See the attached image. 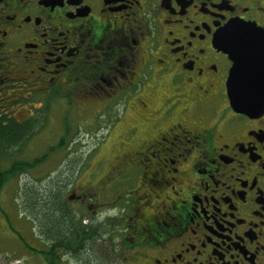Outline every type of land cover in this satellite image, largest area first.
I'll list each match as a JSON object with an SVG mask.
<instances>
[{"label": "flooded vegetation", "instance_id": "af4514ba", "mask_svg": "<svg viewBox=\"0 0 264 264\" xmlns=\"http://www.w3.org/2000/svg\"><path fill=\"white\" fill-rule=\"evenodd\" d=\"M233 21L264 38V0H0V118L26 130L5 155L53 112L57 144L75 117L100 140L47 182L89 251L33 217L37 264H264V112L233 109L216 43Z\"/></svg>", "mask_w": 264, "mask_h": 264}, {"label": "rangeland", "instance_id": "374dc122", "mask_svg": "<svg viewBox=\"0 0 264 264\" xmlns=\"http://www.w3.org/2000/svg\"><path fill=\"white\" fill-rule=\"evenodd\" d=\"M73 130L76 129L75 135L72 136L63 150L52 149L57 145L58 138L62 134V120L56 113L53 112L52 118L46 127L33 138L30 142L14 150L10 156L3 155L7 159H0V167L5 169L10 165L11 159L32 161L35 158H40L45 153L51 152L48 155L46 162L36 166L32 171L22 174L20 178L16 177L3 187L0 191V264H37L36 251L34 249H46L45 243L40 238H35L32 227L30 226L32 216H30L28 205H25V200L31 191H38L39 196H36L39 213H43V202L47 207L52 208L55 204L53 193L48 194V183L55 181L58 176V181L65 180L66 176H62L65 167L69 162L79 160L80 165L87 163L88 152L92 147L99 142V138L88 133L87 127L80 125V120L76 117L70 118L64 122ZM12 155L14 157H12ZM54 172V173H52ZM52 173V174H51ZM85 180L88 179V171ZM85 173L83 175H85ZM73 176V175H72ZM84 177V176H83ZM57 186H51L56 188ZM29 189V190H28ZM28 190V191H27ZM27 191V197L24 194ZM36 194V195H38ZM55 194V193H54ZM33 197V196H32ZM5 211L10 217L13 228H10L6 218L2 213ZM45 209L46 214H54L51 210ZM20 216H19V215ZM23 218H22V217ZM28 218V221H27ZM33 221V220H32ZM36 226H39V219L36 221ZM52 222V220H51ZM50 222V223H51ZM48 226V222L46 223ZM16 229V230H15ZM18 232V234H17ZM25 241V242H23ZM100 249L97 247V250ZM92 252H85L84 255H92ZM106 264V263H105Z\"/></svg>", "mask_w": 264, "mask_h": 264}, {"label": "water", "instance_id": "95a60500", "mask_svg": "<svg viewBox=\"0 0 264 264\" xmlns=\"http://www.w3.org/2000/svg\"><path fill=\"white\" fill-rule=\"evenodd\" d=\"M225 33L231 35L226 44L216 43L233 62L228 80L233 109L245 114L264 112V38L255 25L245 22H231Z\"/></svg>", "mask_w": 264, "mask_h": 264}, {"label": "trees", "instance_id": "16d2710c", "mask_svg": "<svg viewBox=\"0 0 264 264\" xmlns=\"http://www.w3.org/2000/svg\"><path fill=\"white\" fill-rule=\"evenodd\" d=\"M3 119L0 118V159H4L5 157L3 155H5L7 152V148L4 147L5 141L10 142V140L13 143L12 148L15 149V146L19 145V142L21 141L20 138L24 135V133H26V130L22 127H17L16 122L11 121V128L9 130H6L3 128ZM8 135V137H7ZM10 136V137H9ZM67 144V142H65V140L61 141L60 143H58L51 152H54L55 150H63L64 146ZM7 159V158H5ZM43 159L40 158H35L34 160L30 161H21V160H15L14 159V163L11 166H8L7 168L3 169L0 167V191L3 187L9 185L10 182H12V180L16 177L20 178V176L22 174H26L30 171H32L36 166L43 164ZM57 186V185H56ZM61 189H59V187L57 186L53 192L57 194V196L54 198V200L56 201V205H53L52 208L49 209V207H47V204H45L43 202V213H39L38 211V203L36 201V196H39L38 191H31L30 192V197H27L28 193L27 191H25V195H26V200H25V205H28L29 208V213L30 216L32 217H36L37 219H39V226H43L44 228L47 226L46 223L48 222V224H50V229L48 231V234L51 235L52 237H55L57 240H60L61 242H64L68 236L70 237L71 240V244L70 247L72 249H74L76 252L80 253V250H88L89 251V246L88 243H90V240L88 238V236L86 235L85 238L81 237L80 235L78 236L76 233L72 232V226H70V228H68L67 222H68V218L70 217L69 214V209H68V204L65 203L66 201V194L67 193V188H62V186L60 187ZM61 193V195H60ZM38 194V195H36ZM33 196V197H32ZM1 207V206H0ZM45 209H49L51 210V212H53L54 214H46ZM2 213L3 216L6 218L7 223L9 225L10 228H13L12 226V222L10 217H8L7 213L5 211H3L2 208ZM19 215V214H18ZM20 216V215H19ZM22 217V216H21ZM23 218V217H22ZM36 219V220H37ZM52 220V222H51ZM28 221V218H27ZM31 221V220H30ZM51 222V223H50ZM31 226V223H28ZM48 227V226H47ZM16 230V229H15ZM18 234V232H17ZM58 237V238H57ZM65 239V240H64ZM25 242V241H23ZM44 255L46 257H50V254L47 252L44 253Z\"/></svg>", "mask_w": 264, "mask_h": 264}, {"label": "snow or ice", "instance_id": "6c2138e0", "mask_svg": "<svg viewBox=\"0 0 264 264\" xmlns=\"http://www.w3.org/2000/svg\"><path fill=\"white\" fill-rule=\"evenodd\" d=\"M221 32L223 33L224 32V30H221ZM227 36L226 35H223V34H218V37H217V42H218V44H221V45H223V44H226V42H227ZM225 50L227 51V48H225ZM239 97L237 98V100L239 101Z\"/></svg>", "mask_w": 264, "mask_h": 264}]
</instances>
